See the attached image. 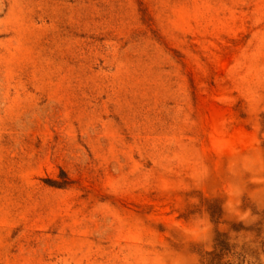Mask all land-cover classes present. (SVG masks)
Listing matches in <instances>:
<instances>
[{
  "label": "rangeland",
  "instance_id": "1",
  "mask_svg": "<svg viewBox=\"0 0 264 264\" xmlns=\"http://www.w3.org/2000/svg\"><path fill=\"white\" fill-rule=\"evenodd\" d=\"M0 264H264V0H0Z\"/></svg>",
  "mask_w": 264,
  "mask_h": 264
}]
</instances>
